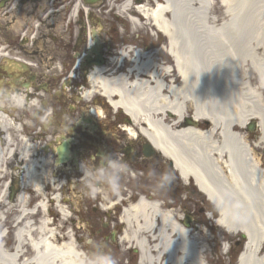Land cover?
I'll return each mask as SVG.
<instances>
[{
  "label": "bare ground",
  "instance_id": "6f19581e",
  "mask_svg": "<svg viewBox=\"0 0 264 264\" xmlns=\"http://www.w3.org/2000/svg\"><path fill=\"white\" fill-rule=\"evenodd\" d=\"M122 1L119 13L134 28L147 25L167 37L163 49L174 57V62H158L159 50L145 52L125 46L108 63L94 64L87 72L91 86L83 98L85 124L71 125L87 129L86 135L93 143L99 137L97 129H106L105 110L99 103L107 100L114 108L119 107L120 117L111 120L113 126L118 128V122L131 120V127L126 128L134 137L126 139H143L172 161L180 178L192 179L216 207V224L231 235L244 237L238 264H264V0H223L220 8L211 0H177L176 10L171 9L170 0H134L135 7L133 0ZM189 4L194 8L191 24L184 20L185 6ZM66 8L69 10L65 15ZM83 11L91 12L82 0H69L64 7L50 11L45 24L37 27V34L40 30L59 36L57 42L40 38L42 70L55 71L58 62L69 66L70 23L77 12ZM48 19L50 25L46 23ZM47 26L48 31L44 30ZM124 64H129L125 70ZM70 82L69 79L65 84ZM7 100L0 101V174L5 176L8 160H21L23 165L18 169L24 190L11 204L6 200L7 184L0 189V264H92L83 250L87 247L77 243L73 229H63L49 216L70 220L76 195L71 192L74 184L108 203L100 186L94 185L96 175L101 174L94 172L93 160L78 161L83 151L74 153L70 148L68 159H76L81 178L75 182L68 168L63 171L68 185L53 176L58 172L52 167L53 155L39 153L38 145L24 136V123L15 117V109L26 108L29 99L24 93H15L9 94ZM189 112L202 120L201 125L183 123ZM253 119L257 129L252 133L248 124ZM137 127L142 134H138ZM102 132L106 140L120 137V133ZM15 136L20 148L15 146ZM37 137L39 133L34 136ZM112 150L104 147V157H112L107 155ZM56 151L57 146L53 147V153ZM88 156H92L91 152ZM56 165L72 169L70 162ZM106 168L113 171L119 166L110 161ZM47 186L51 187L50 193L45 191ZM29 189L36 198L32 208L28 207ZM116 193V200L109 202L111 207L130 202L121 191ZM13 206L16 216L9 226L14 242L9 246L5 243L4 224L6 212ZM174 216L171 210H163L157 200L143 194L124 210L120 218L124 224L121 240L136 247L139 264H207L201 237L176 222Z\"/></svg>",
  "mask_w": 264,
  "mask_h": 264
},
{
  "label": "rangeland",
  "instance_id": "374dc122",
  "mask_svg": "<svg viewBox=\"0 0 264 264\" xmlns=\"http://www.w3.org/2000/svg\"><path fill=\"white\" fill-rule=\"evenodd\" d=\"M211 1L216 4L217 8L222 7L220 0ZM122 2V0H102V2L89 7V10L91 11L90 14H86L85 11L78 13L74 22L70 23L72 37L69 50H67V62L69 63V66L58 62L56 64L57 69H54L55 71L48 70V68L42 70L40 68L41 62L34 60L36 63L35 70L41 73V77H37L38 84H41V82H47L46 80H50L51 76L55 78L51 80L54 87V90L52 91L54 101L50 102L57 108V116L54 118L57 123H48L47 132L42 131L40 122H38V118L41 117L39 112L41 102L37 100L28 102L26 104V108L16 110L15 112L21 121L24 122V126L22 127L23 133H25L24 136L29 138L32 143L38 145L39 153L42 152L45 155H48V153L51 154V151L44 152L43 147L46 145L48 146V143L52 142L55 137L64 133L67 134V138L75 140V143H73V150L76 149L77 151L84 152L83 154L79 153L78 160L81 162L93 160L94 172L97 173L99 171L101 173V175H96L94 185L100 186L103 190V196L108 197V203L102 198H96L95 195H92L91 192L84 189L82 185L76 187V184H74V189H71V192L73 190V193H76L75 199H73V212L70 217V219H72L68 221L59 219L58 223L63 226V229L67 226L73 229L77 243L81 246H86L87 249H89L88 253L85 248L83 250L86 252L92 264H139L138 252L136 253V251H134V246H131L128 242L125 244L123 243V240H119L120 238L118 236L121 235V230L123 228V226L119 227V219L122 216L123 208H128L130 202L135 201L139 195H149V197H152L157 201L159 200L169 203V207L166 208L171 210L175 215L182 214L185 209L188 213L192 212L198 216L202 215V218H199V220L203 219V224L201 225L206 224L207 226L210 225L215 228L201 229L202 232L200 233V237L204 244L205 240L207 243L209 242L210 238H212L211 233L216 231L219 232V235L217 234L218 237L221 240H224L227 247L228 242H231L230 240H232L230 245L233 247L230 249L228 254H226V249L222 248L219 253L212 252V254L209 255L206 251L209 250L208 252H210L211 247H208V245L205 244V259L211 260L210 264H224V262L229 264L230 261L233 262L234 260H236V263L234 264H238L237 256L240 251L236 250L235 245L238 241L235 240L238 238L242 239L241 235H231L227 231L223 230L222 227L215 224V221L206 214V211L210 210L214 216H217L218 211L216 207H214V205L208 201L206 196L198 190L192 179L190 180V186L184 185L178 172L169 165L168 159L164 158V156L157 151H155V153L151 156H145L143 153V146L147 143L145 140L139 139L138 141L130 142L126 139L127 137L125 135L121 134L120 131L117 133L116 129L119 130V128H115L111 120L118 119V115L109 116L107 113L105 115L107 116L105 117L107 119L105 130L111 134L119 135L120 133V137L118 139L112 138L114 137L112 136L111 139L106 140V135L102 133L101 127L98 130L99 137H95V139H93V143H91L89 140L92 138L86 135L87 131H83L81 126L71 125L74 123H81L83 109H86L85 101L80 97L79 92L81 89L79 90V88L82 87L81 83L84 80L82 76L84 74V70L82 69L81 64L85 61L84 56L90 46V38L88 37L90 29L95 28V30L98 31L97 34L102 47L101 52L104 51L103 46H106L105 52L106 50H110L109 47H107V42L112 38H114L116 43H122L118 41L124 39V41L131 43L130 45L142 47V50L144 51H152L154 47L161 43V41H164L162 38H160L158 42L152 40L150 36V28L147 25L146 27L143 25L140 28H134L129 19L119 13V6ZM133 2V6L135 7L136 2L134 0ZM177 2V0H170V7L172 10H176L178 7ZM82 4L86 5L83 1ZM65 5V3H62L61 7H64ZM191 10H194V8H192L190 4L185 6L184 20L188 24H191L194 20V12ZM66 11L65 15L68 13V9ZM129 14L137 17L135 13L130 12ZM84 21L87 24V28L83 24ZM126 30H129V33H127ZM0 41H2V45L5 44L2 34ZM126 42L118 45L115 43L112 48H120L127 45ZM156 60L159 61L157 54ZM62 67L67 69V72H64L65 75H63ZM74 70V77L76 79H71L70 74H72ZM1 71L3 73L4 70L1 69ZM3 75H5V73H3ZM69 79L71 82L69 84H65V81ZM10 89V85L6 86L5 84H0V90H2L3 95L9 92ZM57 92H60L61 94H58ZM6 99L7 98L3 96L0 101H4ZM71 106L73 108H71ZM62 108L71 113V116L69 117L70 119L76 120L71 122L69 126L71 129H69L68 125H66L67 123L63 124L60 122ZM189 114L191 113L189 112ZM63 115L66 116V114ZM24 117H26V119H24ZM26 121L28 125H25L27 124ZM41 131L44 134H40V137L35 139L34 136L36 133ZM251 132L253 133L254 131ZM33 138L34 141L32 140ZM13 141L15 146L19 147L18 136H15ZM104 147L113 149L111 152L107 153V155L112 154V157L105 158L99 156L100 151L102 153L104 152ZM129 147H132L133 151L131 154L126 155L125 149ZM90 152L92 156H88V153ZM84 154L86 156H84ZM108 160L116 161L119 169L113 171L108 168L102 169V167H106L102 163ZM70 163L72 169H69L67 166H65V168H68V170L73 173L72 179L76 182L81 178V176L76 170V162L71 161ZM8 165L7 161L5 165L6 176L3 177L0 174V189L4 187V183L7 180L6 177L9 175L10 170L7 167ZM22 165L23 164L20 163V161L13 159L11 162V166L13 167L12 172L20 174L18 167H22ZM131 173H134L135 175L132 176ZM56 176H59L61 181L64 180V183H68L62 169ZM170 182L172 183L170 184ZM117 190L121 191L123 197L128 198L130 202L111 207L109 202L116 200ZM45 191L50 193L51 187L47 186ZM80 191L82 193H80ZM28 196L31 200L35 197L31 189L28 190ZM7 199L8 198H6V200ZM33 204L34 202H29V208L32 207ZM203 207L205 208L204 212H201ZM12 211L13 216L11 218L9 215L10 211L6 212L5 220L8 224L5 222V226L10 225V220L16 216L15 206H13ZM54 213L56 214V211H54ZM204 215H207V218H205ZM11 231L12 229H10L9 235H6V241L9 246H11L14 242V239L10 234ZM192 234L194 233L192 232ZM80 248L82 250V247Z\"/></svg>",
  "mask_w": 264,
  "mask_h": 264
},
{
  "label": "flooded vegetation",
  "instance_id": "af4514ba",
  "mask_svg": "<svg viewBox=\"0 0 264 264\" xmlns=\"http://www.w3.org/2000/svg\"><path fill=\"white\" fill-rule=\"evenodd\" d=\"M56 0H0V39L1 34L3 35V38L5 40L4 44V57L0 58V62L2 61L5 64V78L9 79V81L13 82L10 83V87L14 84L16 87L14 90H11V93L15 92L18 94L24 93L25 98L27 99H38L41 101L42 108H44V103L46 100H53L52 97H50V93L52 90H54L53 83L46 82L44 84H40L42 88L45 90L42 91L39 89L38 85H36V76L32 74L29 67H26L23 62H27L28 59H35L39 60V40L41 37H44L47 40H50L51 42H54L58 40L57 35H52L50 33H41L40 30L37 34V27L40 24H45L44 22V15L45 13H49L52 10V7L55 6ZM107 9V8H106ZM47 25H50V21L48 20ZM47 29L50 30L49 26H47ZM27 30L28 33H27ZM127 31V30H126ZM129 33V30L127 31ZM122 43H116L114 38L110 39L107 42V47H109V50H106V46L104 47V54H103V62L104 64L108 63V59L110 56L113 55L112 46L116 43L123 44L126 41L124 39H121ZM13 73L16 74L13 76ZM25 84H31L32 89L26 90ZM37 88V90H36ZM50 106L49 113L47 115H50L48 117H51V119L56 118L55 109L51 106L50 102H46V106ZM45 112V109H42V113ZM69 116H67V119ZM49 120V118H46V116L43 118L44 120ZM7 181L9 182L8 185V195L7 200L9 202H13L12 197L15 199L17 196L21 193V184L20 180L16 177V173L12 174L9 173L7 176ZM169 203L160 201V206L163 208L169 207ZM204 207L201 209V212H204ZM10 218L13 216V213L9 214ZM205 218H207V215H204ZM212 220H214V216L208 215ZM199 218H202L201 216H198L197 214H194L192 212L188 213L185 209L182 214H177L174 216V220L181 224L182 226H186L189 229L192 230L194 234H198L200 236V233L202 232L201 229L203 228H213L210 225L207 226L201 225L203 224L202 220H199ZM188 223V224H187ZM201 227V228H200ZM123 230V228H122ZM121 230V232H122ZM214 233V234H213ZM219 232H212L209 242L207 243L205 240V244L208 245V247H211L210 252L209 250H205L207 254L211 255L212 252L219 253L221 251L223 244H225L224 240L220 239L218 237ZM218 234V235H217ZM206 238V237H205ZM232 242V240H230ZM236 242V250L241 251L244 246L243 239H237ZM231 242H228V247L226 249V254L230 252V249L233 247L230 245ZM204 244V243H203ZM204 244V248H205ZM234 247V248H235ZM232 257V255H231ZM207 264L211 263V260H206ZM226 262H224L225 264ZM236 263V260L233 262H229V264ZM228 264V263H226Z\"/></svg>",
  "mask_w": 264,
  "mask_h": 264
},
{
  "label": "water",
  "instance_id": "95a60500",
  "mask_svg": "<svg viewBox=\"0 0 264 264\" xmlns=\"http://www.w3.org/2000/svg\"><path fill=\"white\" fill-rule=\"evenodd\" d=\"M97 0H86V2H90V3H94V2H96ZM96 61H99V62H101V60H100V57L99 58H97L96 59ZM93 61L92 60H90L89 61V63H92ZM197 120H195V118H193V117H190V118H187L186 119V123H185V125L186 126H188V125H197ZM254 126L252 125V128H253ZM63 148H67V146L65 147H58V152H59V157H58V161H60V162H62V161H66V157H65V155L63 154L64 152H63ZM127 154L129 153L128 151L126 152ZM152 153V150H150L149 148H147V149H145V154L146 155H150Z\"/></svg>",
  "mask_w": 264,
  "mask_h": 264
}]
</instances>
